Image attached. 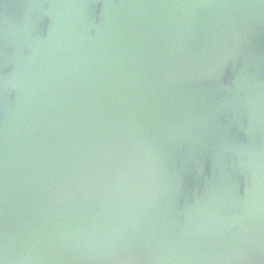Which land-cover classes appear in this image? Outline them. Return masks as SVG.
<instances>
[{
    "label": "water",
    "instance_id": "95a60500",
    "mask_svg": "<svg viewBox=\"0 0 264 264\" xmlns=\"http://www.w3.org/2000/svg\"><path fill=\"white\" fill-rule=\"evenodd\" d=\"M2 264H264V0H0Z\"/></svg>",
    "mask_w": 264,
    "mask_h": 264
},
{
    "label": "snow or ice",
    "instance_id": "6c2138e0",
    "mask_svg": "<svg viewBox=\"0 0 264 264\" xmlns=\"http://www.w3.org/2000/svg\"><path fill=\"white\" fill-rule=\"evenodd\" d=\"M0 264H2V262H0Z\"/></svg>",
    "mask_w": 264,
    "mask_h": 264
}]
</instances>
